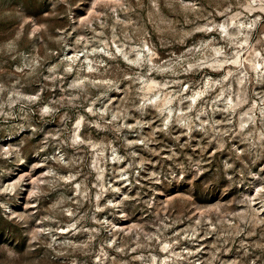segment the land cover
Returning <instances> with one entry per match:
<instances>
[{
	"label": "rangeland",
	"instance_id": "374dc122",
	"mask_svg": "<svg viewBox=\"0 0 264 264\" xmlns=\"http://www.w3.org/2000/svg\"><path fill=\"white\" fill-rule=\"evenodd\" d=\"M0 264H264V0H0Z\"/></svg>",
	"mask_w": 264,
	"mask_h": 264
},
{
	"label": "bare ground",
	"instance_id": "6f19581e",
	"mask_svg": "<svg viewBox=\"0 0 264 264\" xmlns=\"http://www.w3.org/2000/svg\"><path fill=\"white\" fill-rule=\"evenodd\" d=\"M152 83H153V81H151V82L149 83V85H148V86H150V84H152ZM193 97H194V96H193ZM167 101H168V100H165V102H166V103H167Z\"/></svg>",
	"mask_w": 264,
	"mask_h": 264
}]
</instances>
